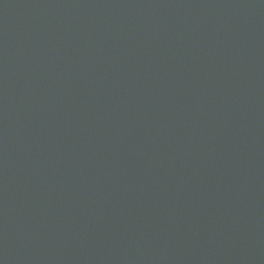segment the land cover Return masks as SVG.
Listing matches in <instances>:
<instances>
[{
	"label": "water",
	"instance_id": "95a60500",
	"mask_svg": "<svg viewBox=\"0 0 264 264\" xmlns=\"http://www.w3.org/2000/svg\"><path fill=\"white\" fill-rule=\"evenodd\" d=\"M0 264H264V0H0Z\"/></svg>",
	"mask_w": 264,
	"mask_h": 264
}]
</instances>
